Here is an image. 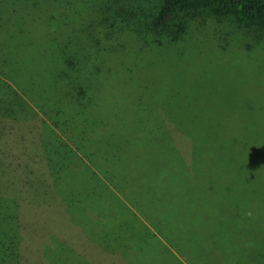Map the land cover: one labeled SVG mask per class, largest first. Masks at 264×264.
<instances>
[{"label": "rangeland", "instance_id": "rangeland-1", "mask_svg": "<svg viewBox=\"0 0 264 264\" xmlns=\"http://www.w3.org/2000/svg\"><path fill=\"white\" fill-rule=\"evenodd\" d=\"M94 6V0L75 3L71 28L89 33ZM205 25L189 39L185 57H179L180 75L187 72L186 78L160 74L162 53L179 54L180 49H172L152 53L150 61L158 64L148 65L134 81L112 77L103 82L99 94L105 109L81 113L76 124L80 155L88 165L69 152L59 181L42 146L43 112L37 109V116L27 121L8 118L10 163L20 194V264H51L47 256L60 251L56 242H64L84 263L128 264L127 254L134 260L143 253L147 264H156L164 250L148 257L156 238L137 219V228L130 227L133 216L126 203L174 239L189 237L191 245L202 243L213 253L224 244L229 264H264V173L247 176L243 164L257 163L242 155L215 156L228 187L223 183L213 190L212 176L218 174L194 158V145L203 139L198 131L217 129L210 121L213 111H222V127L255 129L259 137L251 135L252 140L264 143V44L243 29L217 21ZM230 30L235 31L231 37L226 34ZM178 64L173 62L174 67ZM205 70L211 75L199 85L196 80ZM235 110L239 113L232 115L233 124L227 111ZM203 118H209L207 123ZM182 130L193 132L192 137ZM223 146L231 145L226 140ZM160 155L165 161L156 160ZM56 181L68 206L61 198L36 201L34 185L43 183L53 194ZM123 212L130 226L120 222ZM251 242L259 244V252ZM49 247L53 250L47 253Z\"/></svg>", "mask_w": 264, "mask_h": 264}, {"label": "trees", "instance_id": "trees-1", "mask_svg": "<svg viewBox=\"0 0 264 264\" xmlns=\"http://www.w3.org/2000/svg\"><path fill=\"white\" fill-rule=\"evenodd\" d=\"M157 1L156 4L153 0L128 3L125 0H94V26H89V33L83 35L78 27L71 28L70 22L71 16H76L71 14L72 8L79 0H0V264H20L22 261L20 194L15 189L10 163L5 124L8 118L27 121L37 116V109L43 112L46 117L42 146L48 163L54 167V177L59 181L62 161L69 152L88 165L80 155L76 124H79L81 113L94 108L105 109L99 94L105 86L103 82L112 77L118 81H134L146 73L148 65L158 64L150 61L155 57L152 53L172 49H180L179 54L162 53L165 58L161 55L160 74L186 78L187 72L180 75L183 58L179 60V57H185L183 49H189V39L202 32L207 21L254 33L256 40L264 44V0ZM232 33L235 31L226 32L230 37ZM177 61L178 66L174 67L173 62ZM210 75L205 70L196 82L202 85ZM227 113L234 124L232 115L239 111ZM212 115L210 121L217 129L198 131L203 139L199 138L198 145H194L195 163L202 160L208 163L210 172L218 174V178L212 176V189L219 190L226 182L215 156L238 158L242 155L257 163L243 164L241 169L247 176H254L257 171L264 173V143L251 138V135L259 137L258 131L235 124L222 127V111H213ZM208 120L203 118L204 123ZM246 123L250 124L248 120ZM182 133L192 137L193 132L182 130ZM226 140L231 145L228 148L223 146ZM160 156L156 160L165 161L164 156ZM181 172L185 175L188 170L183 167ZM142 179L149 181L150 177ZM57 181V192L55 190L53 194L43 183L38 187L34 185L36 201L46 203L61 198L68 206L65 192ZM216 183L219 184L217 189ZM224 186L228 187L226 183ZM124 205L133 216V225L130 226L125 212L120 216L122 225L136 229L137 219L144 230L156 238V242H150L148 257L164 250L159 259L155 258L156 264H229L230 256L224 244L213 253L202 243L200 247L191 245L189 237L174 239L134 207ZM251 243L252 250L259 252V244ZM55 245L60 251L47 256L51 264H89L80 261L79 256L75 258L64 242ZM243 249L247 252L249 246ZM52 250L49 247L46 251ZM131 257L129 254L125 257L128 264H147L143 253L134 260Z\"/></svg>", "mask_w": 264, "mask_h": 264}]
</instances>
